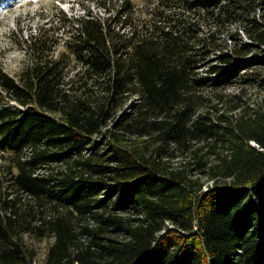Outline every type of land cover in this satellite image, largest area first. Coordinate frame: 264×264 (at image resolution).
<instances>
[{
	"label": "trees",
	"instance_id": "1",
	"mask_svg": "<svg viewBox=\"0 0 264 264\" xmlns=\"http://www.w3.org/2000/svg\"><path fill=\"white\" fill-rule=\"evenodd\" d=\"M125 1L0 70V264H264V0Z\"/></svg>",
	"mask_w": 264,
	"mask_h": 264
},
{
	"label": "rangeland",
	"instance_id": "2",
	"mask_svg": "<svg viewBox=\"0 0 264 264\" xmlns=\"http://www.w3.org/2000/svg\"><path fill=\"white\" fill-rule=\"evenodd\" d=\"M25 1L28 3H21L20 0H6L5 3L9 2L12 4L6 7L7 9L0 7V70L7 72L15 79L19 77V73L31 62V57L28 55V48L26 47L28 44L26 40L30 38L32 33H38L40 27L52 28L49 33L52 36V41H56L58 45L57 54L55 55L65 54L68 70H73L77 67L78 62L75 61L73 55H70L64 45L68 41L66 39V30H63L62 26L65 23H69V20L72 19L70 16L75 18L87 13L92 0ZM133 1H136L138 5L144 6L148 0ZM85 6L88 8H85ZM92 10L94 13H96V10L98 14L104 13L103 10L95 8L94 5H92ZM66 16L69 17L66 18ZM257 93H260L258 89H251L252 97H256ZM9 160L10 157L0 152V163L9 162ZM3 178L4 186H6V177L3 176ZM26 239L32 246L37 248L38 258L36 262H38L46 257L56 238L55 235L50 234L42 239L30 236H26Z\"/></svg>",
	"mask_w": 264,
	"mask_h": 264
},
{
	"label": "clouds",
	"instance_id": "3",
	"mask_svg": "<svg viewBox=\"0 0 264 264\" xmlns=\"http://www.w3.org/2000/svg\"><path fill=\"white\" fill-rule=\"evenodd\" d=\"M9 1V0H8ZM21 3H28L27 1L25 0H21L20 1ZM135 3H137L136 1H134ZM9 3V2H8ZM126 3V1L124 0H102V1H99V0H92L91 4L89 5V11L83 15H80V16H76V18H80V17H83V16H97V17H103L104 19H106L108 16H111L112 13H115L116 11H118V6H121L124 5ZM10 4V3H9ZM12 4V3H11ZM138 4V3H137ZM92 5H94L95 8H98L99 10H103L104 13L102 14H98L97 13V10H96V13L93 12L92 10ZM6 5H3V6H0L1 8L2 7H5ZM8 7V6H7ZM0 8V9H1ZM85 8H88L87 6H85ZM142 8V5H138V7L136 8V11L134 12L135 13V18L138 19L139 18V12H138V9ZM7 9V8H6ZM45 15V13H43ZM69 17V16H66V18ZM71 18H73L72 16H70ZM67 34V33H66ZM67 38V37H66ZM65 46L67 44H64ZM15 103V102H13Z\"/></svg>",
	"mask_w": 264,
	"mask_h": 264
},
{
	"label": "bare ground",
	"instance_id": "4",
	"mask_svg": "<svg viewBox=\"0 0 264 264\" xmlns=\"http://www.w3.org/2000/svg\"><path fill=\"white\" fill-rule=\"evenodd\" d=\"M5 1L6 0H0V5H1V3H5ZM1 6H3V5H1ZM7 6H5V7H2V8H6ZM1 10V9H0Z\"/></svg>",
	"mask_w": 264,
	"mask_h": 264
}]
</instances>
